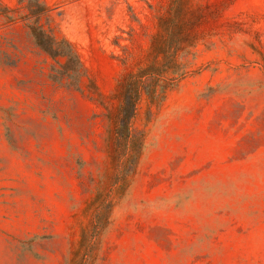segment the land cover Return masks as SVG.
Instances as JSON below:
<instances>
[{
    "label": "rangeland",
    "instance_id": "obj_1",
    "mask_svg": "<svg viewBox=\"0 0 264 264\" xmlns=\"http://www.w3.org/2000/svg\"><path fill=\"white\" fill-rule=\"evenodd\" d=\"M43 5L76 82L22 21ZM151 64L130 158L121 96ZM0 264H264V0H0Z\"/></svg>",
    "mask_w": 264,
    "mask_h": 264
},
{
    "label": "trees",
    "instance_id": "obj_2",
    "mask_svg": "<svg viewBox=\"0 0 264 264\" xmlns=\"http://www.w3.org/2000/svg\"><path fill=\"white\" fill-rule=\"evenodd\" d=\"M45 11L44 5L36 10L30 8L29 15L25 16L22 21L27 23L36 46L59 66V69L53 68L51 80L60 85L65 79L76 82L80 79L83 69L80 60L69 42L64 39L58 40L39 25L38 20ZM32 17H35V20L32 21ZM8 20L14 21L15 19L8 17ZM159 23L161 34L164 36V44L161 49L157 50L155 57H162L164 63H169L171 52L181 47L186 40V10L182 5H178L169 19L160 20ZM153 75H155L153 64L141 69L134 78L126 83L121 96L115 135L118 144L124 148V154L130 158L136 154L132 142L131 123L136 112L137 101L143 91L148 93L141 83ZM69 85L72 86V84Z\"/></svg>",
    "mask_w": 264,
    "mask_h": 264
}]
</instances>
